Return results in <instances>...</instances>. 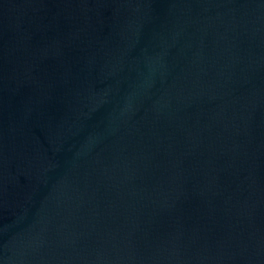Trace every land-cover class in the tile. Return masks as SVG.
<instances>
[{
    "label": "water",
    "instance_id": "1",
    "mask_svg": "<svg viewBox=\"0 0 264 264\" xmlns=\"http://www.w3.org/2000/svg\"><path fill=\"white\" fill-rule=\"evenodd\" d=\"M0 264H264V0H0Z\"/></svg>",
    "mask_w": 264,
    "mask_h": 264
}]
</instances>
